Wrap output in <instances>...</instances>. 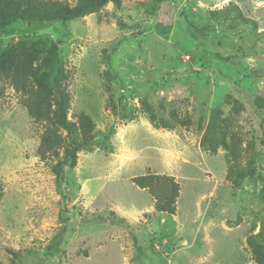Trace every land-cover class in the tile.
<instances>
[{
	"label": "rangeland",
	"instance_id": "rangeland-1",
	"mask_svg": "<svg viewBox=\"0 0 264 264\" xmlns=\"http://www.w3.org/2000/svg\"><path fill=\"white\" fill-rule=\"evenodd\" d=\"M22 42L60 43L68 117L83 112L95 130L56 179L36 156L41 126L0 79V264H260L257 250L264 261V126L251 105L264 98V0H122L0 31L2 50ZM144 103L172 129L153 127ZM235 104L252 146L241 168L255 170L238 189L226 152L200 147L211 112ZM145 174L178 183L173 215L132 183Z\"/></svg>",
	"mask_w": 264,
	"mask_h": 264
},
{
	"label": "trees",
	"instance_id": "trees-1",
	"mask_svg": "<svg viewBox=\"0 0 264 264\" xmlns=\"http://www.w3.org/2000/svg\"><path fill=\"white\" fill-rule=\"evenodd\" d=\"M107 4L120 8L122 0H76L72 5L61 0H0V31L19 21L67 24L97 14ZM212 58L219 62L228 61V58L217 55ZM0 79L15 90L27 115L41 126L36 156L40 161H51V171L60 180L65 168L76 166L77 154L92 145L95 130L91 117L83 112L68 117L71 97L66 88L68 71L60 58V43L50 42L41 47L35 42H22L5 50L0 46ZM251 105L262 117L260 126H264V98H254ZM143 109L153 127L172 129L167 122L157 121L147 103ZM242 110L238 104L232 105L227 116L220 110H213L200 142L202 150L210 155H215L219 149L226 152V177L234 189L239 188L242 180H251L255 176L254 159L249 161L246 170L240 164L252 149L250 141H246L237 129L236 119ZM172 118L181 127L191 125L188 116L173 115ZM132 183L147 191L155 212L175 213L180 187L173 177L145 174L134 177ZM2 197L0 182V200ZM254 253L255 259L264 264L260 252Z\"/></svg>",
	"mask_w": 264,
	"mask_h": 264
}]
</instances>
